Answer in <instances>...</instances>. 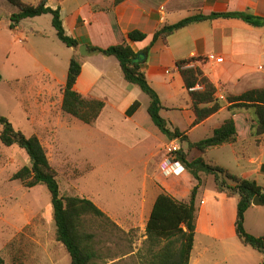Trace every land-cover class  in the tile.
<instances>
[{
    "label": "crops",
    "instance_id": "crops-1",
    "mask_svg": "<svg viewBox=\"0 0 264 264\" xmlns=\"http://www.w3.org/2000/svg\"><path fill=\"white\" fill-rule=\"evenodd\" d=\"M54 1L48 0V5L54 9L60 8L63 19V5L60 3L63 0H58L57 5H53ZM104 3V0H86L71 12L69 22L63 19L67 34L77 39L81 46L88 47L106 49L127 42L143 59L142 67L149 84L158 93L164 107L161 115L172 130L179 129L186 134L189 143L211 137L227 119L233 118L238 132L237 142L210 148L204 157L208 164L222 167L241 179L255 181L264 190V136L255 135L254 110L230 111L226 104L217 114L194 126L196 116L192 110L193 103L177 67V63L182 60L197 59L194 65L201 68L215 84L217 97H224L221 99L223 101H226L227 94L242 95L250 90L264 88V28H254L236 19L205 21L177 32L167 43L158 40L146 52L155 32L165 23L176 24L200 14L246 11L263 17L264 0H127L110 9H104ZM21 23L15 29L10 28V23L6 29L16 34L11 33V36L20 43H24L23 39L27 35L22 31ZM135 30L147 34V39L141 43L129 41L128 34ZM31 31L44 37L36 28ZM26 39L30 45V37ZM63 46H58L59 53L55 51L49 54L51 61L45 68L51 78L61 85L66 84L70 62L75 55L74 49ZM209 55L223 58V62H208L206 57ZM81 61L83 70L76 90L85 98L105 102L106 107L96 125L100 126L106 116L108 121L104 123L103 129L107 127L108 133L116 137L118 132H112L113 118L109 114L115 112L125 120L137 122L144 108L140 100L132 97L138 91L125 81L116 58L97 54L92 57L81 56ZM172 114L173 118L170 117ZM143 119L144 124L137 122L134 129V133L141 131L140 135L145 136L139 139L140 144H147L153 139L157 146L167 138L153 129L154 123L150 116ZM129 136L132 139L139 137L138 134ZM189 143H184L187 146L186 152L189 151ZM195 151H191L189 160L193 156L195 158ZM197 154L196 157L201 155L198 151ZM176 178L171 185L174 191L170 195L178 200L187 199L196 180L188 170ZM207 181L213 194H203L206 186L200 195L203 199L199 200L197 233L190 264H262V254L244 246L236 235L239 197L229 198L226 194L218 193L214 176H208ZM164 188L167 187L164 185ZM209 197L217 201L218 207L208 205L206 199ZM262 207L252 205L246 213L245 228L256 237L264 236ZM199 236H203L206 243H211L206 244L205 253L198 251ZM213 246L224 249L226 253L231 249V255L224 257L221 263L216 262L209 258Z\"/></svg>",
    "mask_w": 264,
    "mask_h": 264
},
{
    "label": "rangeland",
    "instance_id": "rangeland-1",
    "mask_svg": "<svg viewBox=\"0 0 264 264\" xmlns=\"http://www.w3.org/2000/svg\"><path fill=\"white\" fill-rule=\"evenodd\" d=\"M39 1L24 0L33 5ZM104 1V9L114 6L113 0ZM84 2L60 1L63 19L69 22L71 12ZM57 4L55 0L53 5ZM17 11L0 0V117L7 118L16 130L28 137L35 135L41 140L58 173L64 197L92 200L114 223L100 219L85 222L86 231L95 237L98 254L95 264H146V225L151 207L160 193L174 191L171 185L178 179L165 177L160 169L170 140L166 138L156 146L153 139L140 144L139 139L145 137L140 135L141 131L137 133L139 137L129 136L137 135L135 125L144 124L143 117H149L146 111L149 97L135 86L138 92L132 97L144 107L142 116L136 120L138 123L125 120L115 112L109 114L113 118L112 132H118L116 137L108 133L107 127L103 129L108 121L106 116L100 126H89L64 113V85L54 81L45 70L51 61L49 54L59 53L58 46L65 47L56 36L52 16L21 23L22 31L30 37L29 45L27 36L20 43L6 29L11 23L10 16ZM33 28L44 37L32 33ZM145 129L149 131L148 127ZM182 148L186 152L184 143ZM194 154L196 157L197 151ZM24 166H30L25 150L17 145L5 147L0 140V256L6 264H71L67 250L56 240L48 189L45 186L28 189L13 180ZM206 186L203 194L212 195L208 181ZM206 200L209 206L218 207L216 200L210 197ZM206 244L211 243L199 236L198 251L205 253ZM230 255L231 249L226 253L215 246L209 252V258L219 263Z\"/></svg>",
    "mask_w": 264,
    "mask_h": 264
},
{
    "label": "trees",
    "instance_id": "trees-1",
    "mask_svg": "<svg viewBox=\"0 0 264 264\" xmlns=\"http://www.w3.org/2000/svg\"><path fill=\"white\" fill-rule=\"evenodd\" d=\"M5 1L18 10L10 17L11 29H15L27 19L44 15L52 16V25L58 40L75 50L64 85L62 110L85 125L96 124L106 104L99 99L85 98L76 90V84L83 70L79 54L81 44L67 34L61 9L50 7L48 0H40L34 5L27 4L24 0ZM126 1L114 0V6ZM217 19H236L254 28H264V16H257L251 11L190 16L176 24L165 23L155 32L151 46L146 52L158 40L167 43L170 37L191 25ZM147 37V34L138 30L128 34L129 41L133 43L144 42ZM88 48L91 52L118 60L128 85L139 87L149 97L148 115L168 140L179 139L182 143H189L187 135L179 129L172 130L168 121L161 115L164 107L158 93L149 84L142 67L143 59L139 53H136L127 42L106 49L92 46ZM196 62L198 60L192 58L177 63L184 87L193 103L192 110L196 116L194 126L217 114L227 104L230 111L253 109L256 122L255 135L264 136V88L250 90L242 95L227 94L226 101H223L217 97L218 89L215 84L201 68L194 65ZM1 78L0 74V81ZM0 124L2 125L1 143L5 147L17 145L25 150L30 159V166L21 168L13 176V180L20 181L28 189L38 186H45L48 189L54 212L56 240L67 250L71 264H95L98 258L95 237L86 231L85 222L89 219H100L109 224L114 225V223L92 200L62 195L58 173L51 165L47 152L37 136L28 137L16 130L5 117H0ZM237 137L236 123L233 118H229L214 131L211 137L197 143H189L188 152L183 151L182 148L177 154L178 160L197 183L188 198L184 200H178L165 191L157 196L146 225L147 239L144 254L146 264H190L197 233L200 195L206 187L208 176L215 177L218 193L226 194L229 198L239 197L236 235L244 246L262 254V264H264V236H253L245 228L246 213L252 207L254 198L260 196L264 202L263 188L255 181L241 179L222 167L208 164L204 157L210 148L236 143ZM194 149L201 155L189 160L190 153ZM0 264H6L1 256Z\"/></svg>",
    "mask_w": 264,
    "mask_h": 264
},
{
    "label": "built area",
    "instance_id": "built-area-1",
    "mask_svg": "<svg viewBox=\"0 0 264 264\" xmlns=\"http://www.w3.org/2000/svg\"><path fill=\"white\" fill-rule=\"evenodd\" d=\"M208 62L222 63L223 58H218L216 55H209L206 57ZM220 99V98H219ZM224 99V97H221ZM166 153L164 159L160 164V169L165 177H178L185 172V167L178 160V153L182 150L180 140L172 141L166 146Z\"/></svg>",
    "mask_w": 264,
    "mask_h": 264
},
{
    "label": "water",
    "instance_id": "water-1",
    "mask_svg": "<svg viewBox=\"0 0 264 264\" xmlns=\"http://www.w3.org/2000/svg\"><path fill=\"white\" fill-rule=\"evenodd\" d=\"M79 53H80L81 56H84V57H92V56L98 54L96 52H91L87 45L81 46L80 50H79ZM253 205L254 206H264V202L261 200L260 196H257L253 200Z\"/></svg>",
    "mask_w": 264,
    "mask_h": 264
}]
</instances>
